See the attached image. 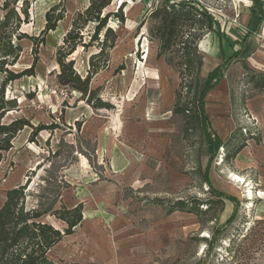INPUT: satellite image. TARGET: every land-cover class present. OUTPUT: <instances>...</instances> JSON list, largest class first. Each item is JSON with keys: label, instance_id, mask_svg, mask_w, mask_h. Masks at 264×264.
Segmentation results:
<instances>
[{"label": "rangeland", "instance_id": "1", "mask_svg": "<svg viewBox=\"0 0 264 264\" xmlns=\"http://www.w3.org/2000/svg\"><path fill=\"white\" fill-rule=\"evenodd\" d=\"M5 1L0 0L1 14ZM28 1L29 24L23 25L21 31L31 38H42L47 23L46 15L52 9H56L52 17H57L62 7L65 8L66 16L40 46L34 76L24 77L8 88L7 95L18 98L20 108L8 120L26 118L34 127L47 125L53 129L41 132L35 142H30V128L18 136L14 149L0 164V207L6 199V191L21 184H28V207L43 210H59L64 204L73 208L84 197L115 193L117 186L125 188L124 196L134 199V208L139 212L149 208L153 220L167 214L170 203L181 199L201 201V209H207V203H212V212L198 219L202 231L174 249L165 251L163 264H264V177L260 180L256 164L251 159L237 163L238 170L234 169V160L230 163L225 161L227 153L241 142L244 135L260 134L259 122L261 113L264 114V106L249 108V101L260 94L248 83L246 75L251 72L264 74V67L249 62L247 57L233 64L224 75L216 100L210 102L208 98L206 104L211 123H221L228 135L224 139L226 147L214 159L209 177L215 188L226 190L224 193L238 199L237 208L229 201L212 196L203 176L209 161L204 131L200 125L191 127L189 138L184 142L182 120L172 116L173 106H164L161 111L155 108L151 120L144 118L147 123L156 124L154 133L157 128L169 130L172 150L168 159L173 158L175 163L171 164L172 169H161L156 178L145 186L138 181L133 183L136 186H124L126 183L123 179L112 173L115 171L121 177L131 179L134 176L132 160L137 159L133 139L124 133V126L129 122L142 121L136 117V113L143 110L148 99L150 105L155 106L162 98L168 97L169 87L173 92L179 85L178 75L166 63L165 57L159 55V42L155 37L159 22L150 16L163 0H114L107 10L117 13L118 7L125 2V23L121 24L115 18L109 21V26L119 37L111 53L110 68L92 81L94 88H101L100 98L114 105V109L97 111L80 101L79 94H70L60 88L55 78L59 70L56 63L57 49L70 30L74 14L83 11L90 0ZM192 1L204 3L223 21L220 26L222 30L218 29L216 33L206 36L198 45L199 54L204 59L199 77L203 85L207 71L214 64L208 54L221 43L224 47L223 56H220L222 61L223 57L236 51L234 47L239 48L247 32L242 30L240 11L244 5L248 6L250 0L246 4L234 0ZM17 7H21L20 3ZM21 45L23 53L18 64L13 67L15 72L29 69L34 61L33 42L25 39ZM95 53L97 49L92 47L87 51L79 49L72 56L71 59L76 60L75 68L82 76L86 75L89 58ZM122 65L125 70L115 75V70ZM167 102L165 99L163 103L166 106L171 103ZM101 130L108 140L105 150H99L98 133ZM261 139L260 146L264 148V138L261 136ZM114 161H117V165L130 161L132 165L118 170L115 164L113 170ZM174 170L190 182L170 186ZM243 174L247 175L249 182L242 177ZM236 176L242 177L247 183L236 182ZM226 182L230 184L229 188ZM108 188L112 190L108 191ZM250 191L252 198L249 197ZM155 199L165 200L164 205L154 204ZM226 206L233 212L237 209L234 222L227 227L233 213L228 219H219ZM214 214L218 215V220L208 223ZM44 222L61 231L66 228L64 223L50 215L44 218ZM218 229L222 230L221 234L214 237L213 232ZM64 251L57 248L49 257L56 261Z\"/></svg>", "mask_w": 264, "mask_h": 264}, {"label": "trees", "instance_id": "2", "mask_svg": "<svg viewBox=\"0 0 264 264\" xmlns=\"http://www.w3.org/2000/svg\"><path fill=\"white\" fill-rule=\"evenodd\" d=\"M113 1L90 0L83 11H77L72 19L70 30L56 52L59 70L55 78L59 87L67 93L79 94V100L96 111L114 109V105L100 98L101 88L92 86L93 79L110 68L111 53L119 38L116 31L109 26V21L115 18L121 24L125 23L123 14L125 2L118 7L117 13L107 12ZM250 1L253 3L252 19L244 41L257 34L264 23V2ZM18 3L21 5L20 8L17 7ZM29 4L28 0L22 2L6 0L2 5V14L0 13V164L14 149V142L25 129L32 130L30 142H35L41 132L53 129L52 126L47 125L34 127L26 118L17 117L8 120L11 114L20 110L18 98L7 95L8 88L24 77L34 76L40 46L45 43V37L55 31L58 23L66 16L64 7L55 18L52 16L56 9H52L46 15L47 23L42 38H31L21 31L23 25L29 24ZM150 16L159 22L155 32L159 42V55L165 57L166 63L178 75L179 85L174 93L172 113L182 120L183 140L187 142L192 131L191 127L201 126L209 153L208 165L203 175L204 182L209 186L212 196L229 201L237 208L238 199L215 189L209 178L211 165L226 144H223L212 130L205 109V99L207 94L220 84L229 67L243 59L245 51L242 48L226 59L208 75L204 84L201 85L199 77L204 59L199 54L198 45L207 35L216 32L219 26L216 14L192 0H163ZM25 39L33 42L34 61L29 69L15 72L13 67L18 64L22 56L21 42ZM92 47L97 49V53L90 56L88 70L86 75L82 76L75 68L76 60L71 58L79 49L87 51ZM124 70L123 65L118 67L115 75L121 74ZM246 77L248 83L260 95H264V74L251 72ZM250 140L260 144L261 135L254 133L244 135L241 142L227 153L225 161L230 163L235 160ZM27 191L28 184H21L5 193L6 199L0 207V264H65L51 260L49 254L65 237L73 235L81 225L83 206L80 204L68 208L64 204L59 210L28 207ZM164 202L165 200L162 199L154 200V204L160 206L164 205ZM170 204L168 214L180 211L193 214L200 220L213 210L212 203H207V209H201L203 204L198 200L190 202L181 199ZM236 208L226 227L234 222ZM47 215L64 223L66 226L64 231L44 222ZM217 220L218 215L214 214L207 222ZM221 231L220 229L214 231L213 236L217 237Z\"/></svg>", "mask_w": 264, "mask_h": 264}, {"label": "crops", "instance_id": "3", "mask_svg": "<svg viewBox=\"0 0 264 264\" xmlns=\"http://www.w3.org/2000/svg\"><path fill=\"white\" fill-rule=\"evenodd\" d=\"M261 1L264 2V0ZM198 2L208 9L204 3L200 1ZM249 4L248 6L244 5L240 11V19L243 26L242 30L247 32L241 39L239 48L234 47L236 51L228 57H223V60L221 61L220 56H223L224 47L219 43V46L215 47L210 55L208 54L209 60H213L214 64L207 71L206 78L226 59L235 55L242 48L245 51V54L243 59L238 62L243 61L245 57H247L249 58V62H255L264 67V23L257 34L248 37L247 40L244 41L252 19L253 3L250 1ZM216 18L219 23V26L216 29L217 31L220 29L223 21L217 15ZM212 34L214 33L209 35ZM254 36L256 39L253 38ZM251 47L253 49L252 52ZM250 68H252V66H250ZM222 81L216 88L207 94L205 99L206 104L209 99L210 102L216 100V96L220 93L219 89ZM167 93L168 97L162 98L161 102L155 106H151L148 99V104L146 103V105H144L143 110L136 113V117L140 118L142 121L129 122L124 126V133L133 139V143L137 150V159L132 160L133 165L130 161H125L127 164L120 163L119 165H117V161L112 163L113 170L115 164V169L118 170L125 168V166H129L130 164L132 165V170L135 172L132 171L134 176L130 177L131 179L121 177V175H118L115 171L112 173L117 177H120V180L123 179L122 181L126 183L124 186H136L133 185V183L137 181L140 182V184L144 183L145 186L150 180L156 178L155 176H157V173L161 169H165L166 167L172 169L171 164H175L173 158L168 159L172 150V140L169 130L157 128V130L154 129V133L153 128L156 124L147 123L145 120L151 118V115L154 114L155 108L156 111H161L165 107L170 108L174 105L175 90L172 92L169 87ZM165 99L166 102L168 101L167 103L171 102L167 106L163 103ZM248 106L249 108L263 107L264 95H258L252 98L249 101ZM172 116H174L173 113ZM211 127L213 132L224 144V139L228 135L225 133L226 130L223 128L222 124L219 122L215 124L213 122L211 123ZM259 128L260 135L264 138V114L262 113ZM98 143L99 150H105V148L108 147V140L102 130L98 133ZM248 159H251L252 162L256 164V168L260 174V180H262L264 177V148L254 140L248 141L247 146L237 155L234 160V169L238 170L239 166L237 163ZM236 173L237 172H230V174ZM242 177L249 182V180L246 179L247 175L243 174ZM188 182L190 181H188L186 177L178 174L174 170L169 184L170 186L173 184L181 186L188 184ZM258 183H261V181ZM225 184L226 187L229 188L230 184L228 182ZM124 189L125 188L117 186L115 193L96 194L93 197H84L73 205V207L80 204L83 206V221L73 235L65 237L63 241L53 249L61 248L65 250L62 256L57 257V263L163 264L162 257L165 251L174 249L178 244L185 243L188 238H191L197 232L202 231L200 222L195 215L180 211L171 214L167 213L157 220H153V216L148 210L149 208L140 210V212L138 209L134 208V199L131 197H125L123 194ZM109 190L112 189L108 188V191ZM217 190L223 193L224 191L226 192V190L223 189ZM232 213L233 210H231L229 206H226V209L220 215L219 219H228Z\"/></svg>", "mask_w": 264, "mask_h": 264}, {"label": "bare ground", "instance_id": "4", "mask_svg": "<svg viewBox=\"0 0 264 264\" xmlns=\"http://www.w3.org/2000/svg\"><path fill=\"white\" fill-rule=\"evenodd\" d=\"M234 1H238V3H243V4H246V3H248L249 2V0H234ZM233 178V177H232ZM235 181L236 182H238V183H240V184H244V183H247L246 181L244 182V179L242 178V177H239V176H236L235 177ZM243 187V186H242ZM249 191V190H248ZM247 194V193H246ZM246 194H245V196H246ZM251 196H253V194H252V192L250 191L249 192V197H251ZM252 198V197H251ZM250 198V199H251ZM252 200V199H251Z\"/></svg>", "mask_w": 264, "mask_h": 264}]
</instances>
